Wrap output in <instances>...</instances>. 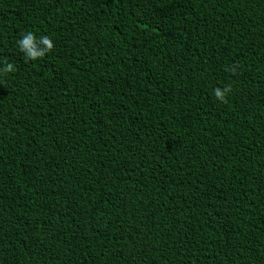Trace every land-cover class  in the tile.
Masks as SVG:
<instances>
[{
  "label": "trees",
  "instance_id": "obj_1",
  "mask_svg": "<svg viewBox=\"0 0 264 264\" xmlns=\"http://www.w3.org/2000/svg\"><path fill=\"white\" fill-rule=\"evenodd\" d=\"M5 60L0 264H264V0H0Z\"/></svg>",
  "mask_w": 264,
  "mask_h": 264
},
{
  "label": "clouds",
  "instance_id": "obj_2",
  "mask_svg": "<svg viewBox=\"0 0 264 264\" xmlns=\"http://www.w3.org/2000/svg\"><path fill=\"white\" fill-rule=\"evenodd\" d=\"M16 45L21 53L24 54L26 60L37 61L50 53L54 47L53 40L48 35H39L28 31L21 34V38L16 41ZM16 71L14 63L7 60L0 65V75L8 74ZM230 92V87H216L213 93L216 99L220 102H227V94Z\"/></svg>",
  "mask_w": 264,
  "mask_h": 264
}]
</instances>
